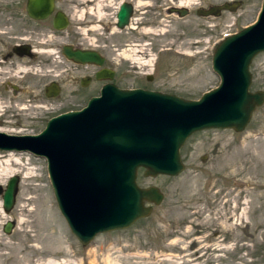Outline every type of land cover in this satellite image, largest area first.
Wrapping results in <instances>:
<instances>
[{
    "label": "rangeland",
    "instance_id": "374dc122",
    "mask_svg": "<svg viewBox=\"0 0 264 264\" xmlns=\"http://www.w3.org/2000/svg\"><path fill=\"white\" fill-rule=\"evenodd\" d=\"M117 1L108 3L103 9L105 12L96 17L94 9H82L79 0H55V7L69 15V23L63 29H53L51 16L35 20L26 15L25 0H0V53L6 41L16 40L54 49V52H36L34 66L23 72L18 67L26 63L20 59L16 58L17 64L12 68L0 59L3 100L7 101V97L9 101L16 100L10 95L12 84L40 95L39 89L52 77L63 83V92L70 89L68 77L76 72L55 49L61 43L79 40L81 45L100 48L109 59L116 61L115 65L125 73L120 81L124 86L196 98L218 82L210 66L214 45L226 34L251 22L261 3V0H190L185 5L187 11L181 15L161 10L159 22L146 20L138 25L132 22V26L118 29L113 25ZM166 3L169 0H163L162 5ZM181 7L179 4L176 8ZM204 10L208 14H202ZM139 13L153 15L154 11ZM124 42L138 45L137 57L150 64L139 66L120 55L119 51L126 47ZM249 70V89H264V51L253 56ZM76 102L75 99L68 105L75 107ZM16 107L7 108L0 117L4 121L0 126L34 131L41 128L46 114L68 109V106L32 105L23 113L24 110ZM16 119L19 127H11ZM8 120L11 122L7 125ZM16 152L37 173L30 183L31 195L35 197L31 206L37 208L33 215L34 227L39 228V234L13 232L16 225L13 211L22 189L20 172L13 173L17 184L13 204L6 210L8 218L0 225V264H44L62 259L66 264L110 261L114 264H264V101L252 111L240 131L205 128L190 134L179 147L183 168L177 174L143 175V168L138 167L137 184L156 185L163 194L162 199L151 204L146 216L127 227L99 232L85 245L69 231L57 209L45 158L27 150ZM6 180L0 184V196ZM6 221L11 223L8 231L3 230ZM195 239L200 244L197 251L202 250L197 257L204 258L193 263L189 256Z\"/></svg>",
    "mask_w": 264,
    "mask_h": 264
},
{
    "label": "water",
    "instance_id": "95a60500",
    "mask_svg": "<svg viewBox=\"0 0 264 264\" xmlns=\"http://www.w3.org/2000/svg\"><path fill=\"white\" fill-rule=\"evenodd\" d=\"M54 6V0H25L24 10L32 19L52 14V28L63 29L67 14ZM129 12V4H118L116 28L125 26ZM60 50L74 62L101 63L94 49L64 43ZM261 51L264 0L252 22L215 44L210 66L219 80L197 98L104 83L84 106L50 117L38 133L0 131V146L45 158L57 209L69 231L86 244L96 233L127 227L146 216L151 204L162 199L156 185L137 184L138 167L143 168V175H175L183 168L179 147L192 132L245 127L252 111L264 101V89H248L249 64ZM16 184V175H10L1 195L4 210L13 204ZM10 225L6 221L3 230L8 231Z\"/></svg>",
    "mask_w": 264,
    "mask_h": 264
},
{
    "label": "flooded vegetation",
    "instance_id": "af4514ba",
    "mask_svg": "<svg viewBox=\"0 0 264 264\" xmlns=\"http://www.w3.org/2000/svg\"><path fill=\"white\" fill-rule=\"evenodd\" d=\"M96 0H79V3L81 5L82 9L87 8L86 10H89V8L94 6ZM113 0H111L112 2ZM118 0L116 8L120 2H125L129 4L130 6V12L127 20L128 26H132V22L135 23V25H138V23L146 22L149 21H155L159 22L162 19V16L159 15V12L163 10L164 13L170 14L173 13L174 15H179L183 14L181 12H186L187 8L185 4H181V8L177 9V0H169L171 3H166L165 5H162L163 0ZM140 2V3H139ZM174 2V3H173ZM138 3V4H137ZM112 4V3H111ZM137 4V5H136ZM144 5L143 8L140 5ZM108 5L107 0H101V3L99 4L100 8L102 11H104V8H107L106 6ZM89 7V8H88ZM57 8V7H56ZM152 8V9H151ZM160 9V11H158ZM152 10L154 11L153 15H142L139 13V11H148ZM116 11V10H115ZM174 11V12H172ZM27 15V14H26ZM68 15V14H67ZM51 16V15H50ZM29 17V16H28ZM69 17V15H68ZM32 19V18H31ZM44 19V18H43ZM35 20H40V19H35ZM114 23V20H113ZM141 26V24H139ZM71 45L72 48H80V49H94L98 52L99 56L101 57V63L97 64L95 62H74L61 53V45L64 43H61L58 47H56L55 50H57V55L61 56L65 62L68 64L72 65L73 70H75L76 74L70 75L68 77V80L71 84V88L68 89L67 91H62L63 88V83L60 81H56L57 78L52 77L50 80L48 79L45 83H43L42 87L39 89L40 95H34L33 93H29L30 91L25 90L23 87L20 88L15 84L11 85L10 89V95H14L16 100L9 101L7 97V101L3 100V96L0 95V100L2 102H12V104H15L17 106L20 105V103H27V105H35V106H43L47 107L49 106H68L67 108H78L83 106L86 101L93 95H97L99 92V89L102 84L104 83H111L113 85H116L117 87H127L124 86L123 84H120V81L124 78V71L122 68H119L115 65L116 61L109 59L105 53H103L100 48L95 47V46H85L81 45L80 40L76 41V43L73 42H65ZM129 43L132 44V42H124V45H128ZM120 46H116L118 48ZM35 47L33 43L31 42H26L24 40H16V41H6L3 47L2 53H0V59L3 61L5 60L6 64L5 66H9L12 68L13 65L17 64V59H20L21 61L25 62L26 64L24 66V70H30L31 66H34V58L36 57V52H40L43 49L45 50L46 48H39ZM121 48V47H120ZM52 49V48H48ZM54 50V49H52ZM14 58V59H11ZM17 58V59H16ZM38 59V58H37ZM10 60H14L15 62H12ZM37 61V60H36ZM45 62V61H44ZM37 64V63H36ZM38 69H40V66L37 64ZM29 68V69H28ZM34 72V69L31 70ZM23 75V73L21 74ZM146 78H149V75H145ZM132 87H137V86H132ZM141 87V86H140ZM27 92H25V91ZM32 90V89H31ZM18 92H23L24 94H18ZM77 100V106L72 107L68 104H70L71 101ZM53 103V104H52ZM62 111V110H60ZM60 111H56L53 114H56ZM53 114H46L45 118L42 120V126L45 124L46 120ZM3 119V118H1ZM19 122L18 119L14 120L10 125L14 127H19ZM41 128H38L34 131H20L21 133H36L38 132ZM20 132H15L18 134H21ZM197 238V237H195ZM197 239L192 241L191 243V255L189 258L193 259L194 261H198L199 259L202 260L204 257L201 255L197 257L199 254H201V251H197V248L200 246L196 242ZM175 256L178 254L175 252L173 253Z\"/></svg>",
    "mask_w": 264,
    "mask_h": 264
},
{
    "label": "bare ground",
    "instance_id": "6f19581e",
    "mask_svg": "<svg viewBox=\"0 0 264 264\" xmlns=\"http://www.w3.org/2000/svg\"><path fill=\"white\" fill-rule=\"evenodd\" d=\"M107 1H108L109 4L112 3L111 0H107ZM177 1H178L177 2L178 5L179 4H185L186 5V4H188V2H191L190 0H177ZM100 3H101V0H96L95 3H94V6L92 7L94 9V10H92V11H94L93 14H95L96 17H99L102 14V10H101V8L99 6ZM116 5H115V9H116ZM113 29H114V27H113ZM45 50H47V49H45ZM47 51L54 52V50H52V49H48ZM137 52H139L138 45L136 46L134 44L129 43L128 45H126V47H124L123 49H121L119 51V54L129 58L130 60H132L134 62H136L137 64H139V66L140 65L142 66L144 64L145 65L146 64H150V61L142 62L140 60V58L137 57ZM64 64H66V63H64ZM24 69H25L24 66H20L19 65L18 70L22 71ZM56 69H57V67H56ZM0 78H2L1 73H0ZM19 104L20 105L17 104L16 108H18L20 110H24L23 113H25V112H27V110H29L28 108L30 107V105H27V103H19ZM14 105L15 104H12V103H4V102H2L0 100V117H2L4 115V112L7 110L8 107L14 106ZM6 122H7V125H8L11 121L8 120ZM0 124L1 125L4 124V121L1 120V119H0ZM0 131L1 132H6V133H13V132H20L21 130L18 131V130H15V129H8V128H4L3 126H0ZM16 151L19 152V150L15 149V148H4V147L0 146V184H3L5 182V180H6V178L9 177L10 175H12L13 173L20 172L22 189H21V191L19 193L18 201H17V204L14 207V211H13L14 214H15L13 217H15L14 221H15V224H16L13 232L16 233V234H19V235L37 236L39 234V228L38 227L37 228L34 227L36 219L33 216L35 214V212L37 211V208H34V207L31 206V203H32V200H33L34 196L31 195L33 187H32V184L30 183V180L33 177H36L37 173H35L33 167H29L28 165L25 164L26 162L21 159V154L17 153ZM6 218H8L7 211L2 208V201L0 199V225H1V222L4 219H6ZM4 243L5 244L8 243L10 248H14V245H11V243L9 241H5ZM66 263L67 262L65 261V259L64 260L62 259V260H59V261L49 260V261H47L44 264H66ZM106 264H114V263L110 261L109 263H106Z\"/></svg>",
    "mask_w": 264,
    "mask_h": 264
}]
</instances>
